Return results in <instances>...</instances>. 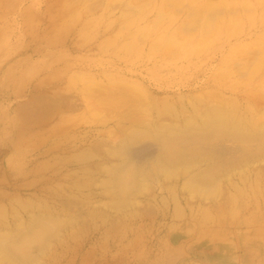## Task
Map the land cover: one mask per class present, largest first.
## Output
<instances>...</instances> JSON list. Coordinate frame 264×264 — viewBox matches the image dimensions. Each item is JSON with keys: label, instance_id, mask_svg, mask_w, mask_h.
Listing matches in <instances>:
<instances>
[{"label": "rangeland", "instance_id": "obj_1", "mask_svg": "<svg viewBox=\"0 0 264 264\" xmlns=\"http://www.w3.org/2000/svg\"><path fill=\"white\" fill-rule=\"evenodd\" d=\"M174 2L0 0V216L7 220L0 217V232L33 217L54 226L60 219L42 243H28L30 264H264V136L236 142L254 151L225 168L212 172L197 159L188 173L177 167L167 177L158 160L169 133L136 137L159 147L140 155L142 169L123 165L124 204L111 192L110 170L127 159L118 146L132 135L131 118L147 125L160 113L159 123L177 134L195 114L223 103L242 105L247 120L264 125V0ZM204 170L202 184L214 189L188 188Z\"/></svg>", "mask_w": 264, "mask_h": 264}, {"label": "bare ground", "instance_id": "obj_2", "mask_svg": "<svg viewBox=\"0 0 264 264\" xmlns=\"http://www.w3.org/2000/svg\"><path fill=\"white\" fill-rule=\"evenodd\" d=\"M69 1V0H68ZM224 0H221V3L223 2ZM233 1V0H232ZM12 2V1H11ZM75 2V1H74ZM81 2H82V0H81ZM85 2V1H84ZM179 2H181V0H175V2H174V5H176V3H179ZM204 2H207V1H204ZM247 1H245L244 2V6H243V4H242V7H245V6H247V4H245ZM55 3V2H54ZM65 3V2H64ZM63 3V4H64ZM70 3V2H69ZM73 3V2H72ZM86 3V2H85ZM171 3V2H170ZM172 3H173V0H172ZM260 3H261V1H260ZM6 4H7V2H6ZM11 4V3H10ZM15 4V3H14ZM62 4V5H63ZM71 4V3H70ZM78 4V3H77ZM77 4H75V5H73V6H76L75 8H77ZM169 4V3H168ZM216 4V3H215ZM8 5V4H7ZM16 5V4H15ZM67 5V4H66ZM80 5V4H79ZM82 5V4H81ZM81 5H80V7H81ZM5 6V5H4ZM9 6V5H8ZM210 6H211V4H210ZM250 5H248L247 7H248V9H249V11H251V9L252 8H250L249 7ZM50 7V6H49ZM61 7V6H60ZM60 7H59V9H60ZM69 7H71V6H69L68 5V8ZM252 7V6H251ZM7 8H9V7H7ZM64 8H65V6H64ZM84 8V7H83ZM87 8V7H86ZM210 8H212V7H210ZM263 8V7H262ZM57 9H58V7H57ZM74 9V8H73ZM82 9V8H81ZM85 9V8H84ZM61 10V9H60ZM64 10V9H63ZM68 10H70V8L68 9ZM87 10V9H86ZM86 10H85V12H86ZM210 10V9H209ZM237 10H238V8H237ZM252 10H254V9H252ZM258 10V9H257ZM228 11H229V13H231L232 11H233V9H232V11H231V9H227V13H228ZM235 11H236V9H235ZM255 11V10H254ZM253 11V12H254ZM24 12V11H23ZM26 12V11H25ZM48 12V11H47ZM57 11H55V13H56ZM70 12V11H69ZM75 12H76V10H75ZM197 12H203V11H201V10H198ZM196 12V13H197ZM49 13V12H48ZM79 13V12H78ZM77 13V14H78ZM82 13H83V11H82ZM206 13V12H205ZM204 13V14H205ZM222 13V12H221ZM220 12H219V14H221ZM235 14L236 13H238L237 11L236 12H234ZM260 13V12H259ZM21 14V13H20ZM23 14V13H22ZM21 14V15H22ZM30 14V13H29ZM63 14V13H62ZM73 14V13H72ZM72 14H71V17H72ZM76 13H75V15L76 16H78ZM209 14H211V15H208V16H213L212 14H216V13H209ZM223 14V13H222ZM239 14V13H238ZM241 14V13H240ZM257 14V13H256ZM57 15H58V13H57ZM67 15V14H66ZM65 15V16H66ZM196 15H198V14H196ZM201 15V14H200ZM224 15V14H223ZM248 15V14H247ZM23 16V15H22ZM37 16V15H36ZM36 16L34 17V18H36ZM69 16V15H68ZM68 16H66V18H68ZM199 16V15H198ZM197 16V17H198ZM219 16V15H218ZM230 16V15H229ZM239 17H240V15H238ZM262 16V15H261ZM64 17V16H63ZM210 17V18H211ZM223 17V16H222ZM235 17V16H234ZM244 17V16H243ZM23 18V17H22ZM34 18H33V21H34ZM38 18V17H37ZM74 18V17H73ZM203 18V17H202ZM230 18V17H229ZM128 19V18H127ZM212 19H216V18H214V17H212L211 18V20ZM242 19V18H241ZM251 19V18H250ZM25 20H26V18H25ZM24 20V21H25ZM69 20V19H68ZM202 20V19H201ZM230 20V19H229ZM228 20V21H229ZM244 20V19H243ZM252 20V19H251ZM32 21V22H33ZM71 21V20H70ZM125 21V20H124ZM133 21V20H132ZM207 21V20H206ZM237 21V20H236ZM236 21H235V23H236ZM0 22H2V20L0 21ZM199 22V21H198ZM208 22V21H207ZM207 22H205L204 23V25L207 23ZM243 22V21H242ZM61 23V22H60ZM67 23V22H66ZM72 23V22H71ZM131 23V22H130ZM194 23V22H193ZM211 23H213V21L212 22H210L209 23V26H210V24ZM229 23V22H228ZM251 23V22H250ZM33 24V23H32ZM52 24V23H51ZM50 24V25H51ZM54 24V23H53ZM189 24V23H188ZM195 25H197V23H194ZM199 24V23H198ZM225 24V23H224ZM230 24V23H229ZM243 24V23H242ZM242 24H241V26H242ZM257 24H258V22H257ZM27 25V24H26ZM57 25V24H56ZM55 25V26H56ZM244 25V24H243ZM246 25V24H245ZM53 26V25H52ZM251 26H252V23H251ZM258 26V25H257ZM264 26V25H263ZM57 27V26H56ZM64 27V26H63ZM189 27V26H188ZM243 27V26H242ZM190 28V27H189ZM195 28H196V26H195ZM223 28V27H222ZM264 28V27H263ZM262 28V29H263ZM184 29V28H183ZM241 29V28H240ZM245 29V28H244ZM184 30H186V29H184ZM223 30V29H222ZM226 30V29H225ZM191 31V30H190ZM194 31V30H193ZM168 32V31H167ZM259 32V31H258ZM261 32V31H260ZM121 33H122V31H121ZM248 33V32H247ZM133 34V33H132ZM131 34V35H132ZM259 33H257V35H258ZM261 34V33H260ZM131 35H130V37H131ZM165 35V34H164ZM225 35H226V33H225ZM229 35H231L230 33H229ZM235 35H237V31H236V33H235ZM245 35V34H244ZM127 36V35H126ZM171 36V35H170ZM128 37V36H127ZM166 37V36H165ZM233 37V36H232ZM235 37V36H234ZM4 38V37H3ZM132 38V37H131ZM160 38V37H159ZM203 38V37H202ZM264 38V37H263ZM173 39H174V37H173ZM124 40H127V39H124ZM263 41H264V39H262ZM163 41V40H162ZM176 41V40H175ZM201 41H202V39H201ZM204 41V40H203ZM158 42H159V40H158ZM174 42V41H173ZM172 42V43H173ZM2 43V42H1ZM124 43V42H123ZM155 43H157V42H155ZM154 43V44H155ZM160 43H161V41H160ZM159 43V44H160ZM257 43V42H256ZM259 43V42H258ZM135 45H136V43H134ZM164 43L162 42V45H163ZM264 44V43H263ZM158 45V44H157ZM157 45H155L156 47H157ZM162 45H160V47L162 46ZM126 46H127V44H126ZM132 46V45H131ZM164 46V45H163ZM163 46H162V48H163ZM173 46V45H172ZM240 46V45H239ZM164 48H166V47H164ZM240 48H242V47H240ZM244 48V47H243ZM128 49H129V47H128ZM134 49V48H133ZM170 49V48H169ZM168 51V50H167ZM257 51H258V49H257ZM261 51H263V50H259L258 51V55H259V52L261 53ZM1 53V52H0ZM254 53H256V52H254ZM253 53V54H254ZM263 53V52H262ZM6 54V53H5ZM241 54V53H240ZM252 54V55H253ZM2 55H3V53H2ZM263 55V54H262ZM254 57V56H253ZM261 57V55H259V58ZM250 58V57H249ZM252 58V57H251ZM260 59H262V60H264V56H262ZM253 60V59H252ZM261 64V63H260ZM264 64V63H263ZM254 65V64H253ZM256 69V68H255ZM261 69V68H260ZM247 70V69H246ZM11 71V70H10ZM261 71V70H260ZM264 71V70H263ZM30 72V71H29ZM256 73V72H255ZM254 74V73H253ZM262 74V73H261ZM6 75H9V74H6ZM228 75V74H227ZM227 75H225V76H227ZM82 76V75H81ZM7 77V76H6ZM5 77V78H6ZM108 77V76H107ZM264 77V76H263ZM91 81V80H90ZM90 81H88L89 83H90ZM264 81V80H263ZM84 82V81H83ZM93 82V81H92ZM96 82V81H95ZM123 82H125V81H123ZM127 82V81H126ZM91 84V83H90ZM99 84V83H98ZM100 84H102V83H100ZM89 85V84H88ZM92 85V84H91ZM95 85V84H94ZM103 85V84H102ZM128 85V84H127ZM130 85V84H129ZM14 86V85H13ZM18 86V85H17ZM137 86V85H136ZM21 87V86H20ZM92 87V86H91ZM90 87V89H93L92 91H96V89H97V87H95V88H91ZM13 88H15V87H13ZM87 88H88V86H87ZM263 88V86L261 87V89ZM89 89V90H90ZM100 89V88H99ZM102 89H104V88H102ZM101 89V90H102ZM119 89V88H118ZM121 89V88H120ZM124 89V88H123ZM122 89V90H123ZM105 90H106V87H105ZM124 91V90H123ZM91 92V91H90ZM97 92H106V91H97ZM132 92V91H131ZM145 92V91H144ZM143 92V93H144ZM264 92V91H263ZM124 93H127L126 91H124ZM221 93V92H220ZM100 94V93H99ZM123 94V93H122ZM118 95V94H117ZM117 95H115V96H117ZM130 96L129 97H131V94H129ZM222 95V94H221ZM101 96H102V94H101ZM113 97L114 98V101L115 102H112L113 101V99L111 100V98H110V100H111V102H110V104H115L116 103V100H115V98H117V101L119 100L120 101V103L119 104H121V95L119 94V96H117V97ZM135 96H137V95H135ZM217 96H219V94L217 95ZM264 96V95H263ZM263 96H262V98H263ZM119 97H120V99H119ZM129 97H127V98H129ZM133 97V96H132ZM243 97V96H242ZM250 97V96H249ZM258 97H261L260 95H258ZM221 98V97H220ZM253 98V97H252ZM255 98H256V95H255ZM218 99V98H217ZM259 99V98H258ZM42 100V99H41ZM99 100V99H98ZM96 101L95 100V103L94 104H96V102L98 103L99 101H100V103L101 104H103V106L102 105H99V103L98 104H96L97 106H102V107H104L105 105V101H106V98H105V100L104 101H102V100H99V101ZM131 100V99H130ZM129 99H128V101L127 102H129L130 101ZM135 100V99H134ZM134 100H132L133 102H135ZM141 100V99H140ZM139 100V101H140ZM144 100V99H143ZM231 100V99H230ZM241 100V99H240ZM118 101V102H119ZM226 101V100H225ZM255 101H257V100H255ZM58 102V101H57ZM93 102H94V100H93ZM103 102V103H102ZM125 102V101H124ZM141 102H143V101H141ZM227 103H228V100L226 101ZM232 102H234L233 100H232ZM123 103V102H122ZM132 103V102H131ZM152 103V102H151ZM199 103V102H198ZM211 103V102H210ZM216 103V102H215ZM215 103H213V104H215ZM231 103V102H230ZM229 103V104H230ZM109 104V105H110ZM124 104V103H123ZM122 104V105H123ZM133 104V103H132ZM132 104H130V106L132 105ZM142 104H144V102L143 103H141V105L140 106H142ZM149 104V103H148ZM193 104V103H192ZM217 104V103H216ZM212 105V106H210L209 108H207V109H205V110H203V111H200V112H198L199 114L198 115H194L191 119H189V120H187V122L183 125V126H181V128L180 129H175V131H177V130H179V132L177 133V134H172V132L171 131H168V130H166V129H168L167 128V126H165V124H160L159 123V118L161 117V114L159 113V114H157V117H152L151 118V120L150 121H148V124L146 125L145 123L147 122H144V123H142L140 120H136L134 117V120H132V118L129 120V124H131V126H135V127H133L132 128V135L129 137V138H127L126 139V142H124V140L123 141H121V142H124V143H122V145L121 146H118V149H119V151L121 152V154L123 155V156H125L127 159L126 160H124L123 162H122V166L120 167H113V168H111V170H110V173H112V177H113V179L111 178L110 180H112V184H114V185H116V186H114V187H111V192H112V194H113V196H115V197H117V198H119V202H126L125 201V199L123 198V194L125 193V191H126V189H125V187H126V185H129V184H126V182H124V180L126 179H124L123 178V176L120 174V173H123L124 171H123V165L124 166H129V164H135L139 169H142L141 167H143V164H145L146 162H141V161H139L140 159V155L142 154V153H145V152H149L150 154L151 153H154L155 152V150L157 151V148L159 147V145L157 146V147H155L153 144H150L152 141V139L150 140V138H149V142L150 143H148L147 141H145V143L147 142L148 144H139L138 143V141H136L138 138H140V137H142V136H146V138H147V136H149V135H151V136H158V138H160V137H163L164 135H165V133H169V135H166L165 136V139H164V142H166L165 144H166V146L167 147H165V151H164V154H163V157H161V158H159V160H158V158H157V160H158V167H159V170L161 171V173H162V175L163 176H165V177H167V176H169V175H171V173H174V172H177V170L178 169H176L177 167H181L182 168V172H187L188 173V171H185V170H187L189 167L191 168L192 166H196V161H197V159L199 160V163H208L205 167H206V170H209V171H212V172H215L214 171V169H219V168H225L226 166H228V165H230L232 162H235V161H237L236 159H238V157L236 156V155H239L240 157H244V156H248V154L250 155L251 153H252V150L254 149L253 147L254 146H252L250 143L248 144L250 147H252V148H250V150H251V152L249 151V150H247V148H246V146L245 147H242V149L240 148L241 146H239L240 144H242V141H245L246 139H248V137H254L255 136V134L256 135H258V136H264V125L262 124V126L261 127H259V129L256 127V124H254V123H252L251 121H249V120H247L248 118H247V114L249 113L246 109H243L242 108V105H240V104H237V105H232L233 106V109H228V108H225L226 106H228V104L227 105H225V106H223L224 104L222 103H220V104H217V105ZM232 104V103H231ZM260 104V103H259ZM57 105V104H56ZM107 105V104H106ZM122 105L120 106L121 108H122ZM126 105V104H125ZM219 105H221L222 107H220ZM257 105H258V103H257ZM261 105V104H260ZM54 106V105H53ZM58 106V105H57ZM117 106V105H116ZM130 106H128L127 108H130ZM200 106V105H199ZM262 106V105H261ZM110 107V106H109ZM119 107V106H118ZM145 107V106H144ZM195 107V106H194ZM194 107H192L193 108V110H194ZM203 107V106H202ZM238 107V108H237ZM91 108V107H90ZM101 108V107H100ZM107 108V107H106ZM113 107L111 106V109H112ZM117 108V107H116ZM139 108H141V107H139ZM139 108H137V112L139 113V110H141V109H139ZM249 108H251L250 106H249ZM252 108H253V106H252ZM101 109H103V108H101ZM109 109V108H108ZM110 109V110H111ZM106 110V109H105ZM104 110V111H105ZM113 110V109H112ZM125 110V109H124ZM96 111V110H95ZM114 111V110H113ZM113 111H111V112H113ZM127 111V110H126ZM125 111V112H126ZM132 111V110H131ZM147 111V110H146ZM191 111V110H190ZM194 111H196V110H194ZM110 112V113H111ZM123 112V111H122ZM128 112V111H127ZM253 112V111H252ZM94 113V112H93ZM100 113H101V111L100 110H98V112L96 113V114H99L100 115ZM115 113V112H114ZM131 113V112H130ZM129 113V114H130ZM261 113V112H260ZM95 114V115H96ZM101 114H104V113H101ZM98 115V116H99ZM105 115V114H104ZM121 115H122V113H121ZM150 115V114H149ZM120 116V115H119ZM123 116V115H122ZM126 116H129L128 114L126 115ZM151 116V115H150ZM101 117V116H100ZM105 117V116H104ZM129 117H132V116H129ZM129 117H125V118H129ZM256 117V116H255ZM254 117V118H255ZM115 118V117H114ZM117 118V117H116ZM124 118V117H123ZM179 118V117H178ZM117 119H119V117L117 118ZM161 119V118H160ZM250 119V118H249ZM252 119V118H251ZM144 120V119H143ZM256 120V119H255ZM122 121V120H121ZM163 122V121H162ZM167 122V121H166ZM172 122V121H171ZM121 123V122H120ZM175 123V122H174ZM118 124V123H117ZM144 125L145 126V128H141L140 127V125ZM179 124V123H178ZM142 125V126H143ZM166 125H168V124H166ZM251 125H253L254 126V128H251L250 126ZM122 127H123V125H122ZM175 127H176V125H175ZM183 127V128H182ZM129 128V127H128ZM122 129V128H121ZM131 129V128H130ZM128 131V130H127ZM124 133H126L125 131H124ZM128 136V135H127ZM132 136H134V138L132 137ZM136 137H138V138H136ZM125 138V137H124ZM141 140H143V139H141ZM157 140V139H156ZM249 140V139H248ZM114 141V140H113ZM240 142V144H238V143H236V142ZM115 142V141H114ZM140 142H142V141H140ZM144 142V141H143ZM235 143H236V145H235ZM243 144H245V143H243ZM242 144V145H243ZM253 144V143H252ZM157 145V144H156ZM255 145H256V143H255ZM239 146V147H238ZM256 147V146H255ZM258 148H260L259 146H258ZM108 150H111V149H109L108 148ZM148 150V151H147ZM164 150V149H163ZM256 150H257V148H256ZM115 151V150H114ZM161 151V150H160ZM254 151V150H253ZM112 153H114V152H112ZM112 153H111V155H112ZM150 154H149V156H150ZM110 155V154H109ZM109 155H108V157H109ZM143 155V154H142ZM145 155V154H144ZM153 156H155V155H153ZM152 156V157H153ZM147 157V156H146ZM143 158V157H142ZM149 158V157H148ZM214 159H217L218 161H216V162H211V160L213 161ZM153 160V159H152ZM144 161H145V158H144ZM151 162H153V161H151ZM263 162V161H262ZM261 162V163H262ZM148 163V162H147ZM113 164V163H112ZM150 164H152V163H150ZM154 164V163H153ZM147 165V164H146ZM145 165V166H146ZM204 165V164H203ZM255 165V164H254ZM153 166H155V165H152L151 167H153ZM148 167V166H147ZM146 167V168H147ZM198 167V166H197ZM255 167V166H254ZM264 167V166H263ZM100 168H101V166H100ZM129 168V167H128ZM103 169L104 170H106L104 167H103ZM130 169V168H129ZM132 169H134V167L132 168ZM132 169H130V170H132ZM148 170H149V174H154V175H156L154 172H152V173H150V168H147ZM194 169V168H193ZM143 170H144V168H143ZM189 170H191V169H189ZM102 171V170H101ZM127 171H129V170H127ZM126 171V172H127ZM133 171V170H132ZM132 171H130V172H132ZM155 171H156V169H155ZM129 172V173H130ZM139 172V171H138ZM148 172V171H147ZM180 172V171H179ZM199 172V171H198ZM208 172V171H207ZM207 172H205V170L204 171H201V172H199V173H197V174H195V175H193V176H191L189 179H188V181H187V187L188 188H190V189H194V190H199V191H203L206 187L207 188H211L212 186H206V185H203L202 184V181L200 180V178L202 177L203 178V176H204V174H206ZM211 172V173H212ZM129 173H126V174H129ZM144 173V172H143ZM210 173V174H211ZM139 174V173H138ZM186 174V173H185ZM184 173H183V175H185ZM182 175V176H183ZM187 175V174H186ZM189 175V174H188ZM140 176V175H139ZM158 176H159V174H158ZM211 176V175H210ZM129 177H131V174H130V176ZM145 177V176H144ZM152 177V176H151ZM156 177V176H155ZM184 177V176H183ZM141 178H142V176H141ZM129 179H131V178H129ZM128 179V180H129ZM140 179V178H139ZM145 179V178H144ZM164 179V178H163ZM229 179H231V178H229ZM228 179V180H229ZM135 180L137 181L138 180V175H136L135 176ZM143 181V179H140V181ZM146 180H147V178H146ZM150 180H152V181H154L153 180V177H152V179H150ZM165 180V179H164ZM176 180V179H175ZM178 180V179H177ZM158 181V180H157ZM168 181V180H167ZM132 182V181H131ZM130 182V183H131ZM178 182V181H177ZM176 182V183H177ZM183 182V181H182ZM229 182V181H228ZM109 183V182H108ZM125 183V184H124ZM145 183V182H144ZM143 183V184H144ZM214 183V182H213ZM212 182H211V185H213L214 186V184H213ZM159 184V183H158ZM179 184V183H178ZM184 184H185V182H184ZM183 184V185H184ZM221 183H219V185H220ZM145 185V184H144ZM147 185V184H146ZM177 185V184H176ZM225 186V185H224ZM128 187V186H127ZM161 187V186H160ZM184 187V186H183ZM215 187V186H214ZM139 188H141V183L139 182V184L137 185V189H139ZM213 188V187H212ZM211 188V189H212ZM128 189V188H127ZM144 189L145 188H143V191H144ZM147 189V188H146ZM145 189V190H146ZM160 189V188H159ZM164 189V188H163ZM167 189V188H166ZM181 189H183V188H181ZM214 189V188H213ZM239 189V188H238ZM237 189V190H238ZM149 190V189H148ZM128 191V190H127ZM142 191V192H143ZM147 191V190H146ZM160 191H161V189H160ZM176 193V192H175ZM106 194V193H105ZM128 194V193H127ZM191 194H194V193H191ZM201 194H204V193H201ZM103 195V194H102ZM130 195H131V193H130ZM197 195H198V193H197ZM230 195V194H229ZM126 196V195H125ZM162 196V195H161ZM232 196V195H231ZM137 197V196H136ZM174 197V196H173ZM233 197V196H232ZM131 198V197H130ZM163 198V197H162ZM161 199V198H160ZM165 199V198H164ZM177 199V198H176ZM233 199V198H232ZM161 202H162V200H161ZM124 203H122V204H124ZM163 203V202H162ZM178 203V202H177ZM31 204V203H30ZM29 204V205H30ZM110 204H112V203H110ZM109 204V205H110ZM114 204V203H113ZM136 205L138 204L137 202L135 203ZM105 205V204H104ZM120 205V203H117V205L116 206H119ZM233 205V204H232ZM138 206V205H137ZM132 207V206H131ZM176 207H177V204H176ZM240 207V206H239ZM45 208V207H44ZM241 208H242V206H241ZM36 209V208H35ZM223 209H224V207H223ZM106 210V209H105ZM203 210H205V209H203ZM226 210V209H225ZM263 210V209H262ZM4 210H2V212H3ZM176 211V210H175ZM180 211V210H179ZM206 211V210H205ZM7 212V211H6ZM201 212H203V211H201ZM224 212V211H223ZM5 213V212H4ZM40 213V212H39ZM109 213V212H108ZM180 213V212H179ZM50 214V213H49ZM118 214V213H117ZM116 214V215H117ZM200 214V213H199ZM224 214V213H223ZM243 214V213H242ZM242 214H241V216H242ZM6 215H8V214H6ZM30 215V214H29ZM51 215V214H50ZM108 215V214H107ZM126 215V214H125ZM218 216H219V214H217ZM33 216V215H32ZM43 216V215H42ZM181 216V215H180ZM204 216V215H203ZM209 217H211L210 215H208ZM240 216V217H241ZM248 216V215H247ZM0 217H2L6 222H7V220L5 219L6 218V216H5V218L3 217V216H0ZM51 217H53V215L51 216ZM200 217H201V215H200ZM206 217V216H205ZM205 217H203V218H205ZM214 216H212V218H213ZM221 217V216H220ZM223 217V216H222ZM58 218H59V216L57 217V221H58V223H59V220H58ZM66 218V217H65ZM68 218V217H67ZM180 218V217H179ZM242 218V217H241ZM247 218V217H246ZM255 218V217H254ZM253 218V219H254ZM51 218H49V220H47V221H44V219L43 218H41V217H33L31 220H30V222H29V224L28 225H26V226H23L22 225V223L21 224H19V223H17V227H16V229L15 230H12V229H9L8 227L7 228H5L4 229V231H2V232H0V264H30L31 262L30 261H27L26 259H24V257H25V253L27 254L28 252H26V251H28L29 250V252L31 251L30 250V248L32 247V246H30V247H26V246H28V243L30 244V242H34V239H35V242H43L44 240L42 239V237L45 235L46 236V234H49L50 232H53L56 228H55V226L57 227L58 226V223L56 224V222H55V226H54V223H51V222H53V221H51L50 220ZM71 219V218H70ZM69 219V220H70ZM252 219V220H253ZM61 221H63V219H61ZM61 221H60V224L59 225H61L62 223H61ZM66 221V220H65ZM260 221V220H259ZM14 223V222H13ZM24 223V222H23ZM66 223H68L67 221L66 222H64V224L67 226V224ZM8 224V223H7ZM62 226V225H61ZM62 228V227H61ZM64 229H65V226H64ZM1 230V229H0ZM62 230V229H61ZM66 230V229H65ZM64 230V231H65ZM37 233L36 235H34L33 236V240L31 241H29L28 242V240H27V235L28 234H31V233ZM48 232V233H47ZM62 232H63V230H62ZM59 234H61V233H59ZM37 236L39 237V238H37ZM42 236V237H41ZM49 236V235H48ZM35 237V238H34ZM40 238H41V240H43V241H39L40 240ZM47 242V241H46ZM45 242V243H46ZM63 243V242H62ZM44 244V243H43ZM31 245V244H30ZM41 245V244H40ZM46 246H47V244H46ZM51 246V245H50ZM26 247V248H25ZM26 249H28V250H26ZM36 249V248H35ZM34 249V250H35ZM24 250H25V253H24ZM38 251V250H37ZM24 253V254H23ZM45 253V252H44ZM28 255H30V253H28ZM30 257V256H29ZM171 257V256H170ZM28 258V257H27ZM30 260V259H29ZM173 260V259H172ZM169 263H170V261H169ZM32 264H35V263H32Z\"/></svg>", "mask_w": 264, "mask_h": 264}, {"label": "crops", "instance_id": "obj_3", "mask_svg": "<svg viewBox=\"0 0 264 264\" xmlns=\"http://www.w3.org/2000/svg\"><path fill=\"white\" fill-rule=\"evenodd\" d=\"M227 264H232V263H230V261H228Z\"/></svg>", "mask_w": 264, "mask_h": 264}]
</instances>
